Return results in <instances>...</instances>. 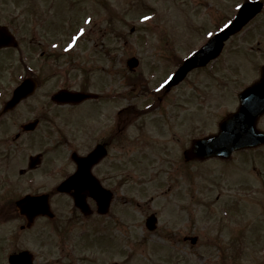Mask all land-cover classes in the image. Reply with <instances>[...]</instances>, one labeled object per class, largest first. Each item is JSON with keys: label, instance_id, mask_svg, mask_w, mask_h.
<instances>
[{"label": "rangeland", "instance_id": "1", "mask_svg": "<svg viewBox=\"0 0 264 264\" xmlns=\"http://www.w3.org/2000/svg\"><path fill=\"white\" fill-rule=\"evenodd\" d=\"M45 1L40 3L44 8L48 7ZM112 1L118 16L112 19V27L103 13L98 25L83 22L87 35L93 30L76 47L86 56V76L100 74L103 89L116 93L119 113L125 118L128 109L131 116L142 114L147 129L153 119L162 120L160 124L168 120L159 130L151 123L148 132L159 139L165 133L178 134L182 141L178 146L183 150L167 142L168 149L156 146L144 159L136 161L137 157L132 162L127 151L115 149L114 168L122 183L117 186L113 216L86 223L100 231L91 233L92 241L95 237L98 242L91 246L92 242H85L88 246L77 250L80 258L85 264H264V148L235 152L226 162L183 164V151L192 140L216 133L219 122L237 109L238 93L259 77L264 64V8L228 41L217 60L194 70L165 94L161 85L174 72L177 60L179 63L206 40V34L232 19L237 5L245 0ZM31 28L15 26L19 35L28 37ZM168 38L175 46L173 51H163L158 45L162 41L165 47ZM24 45V59L30 60L34 47ZM15 55L0 54V88L5 89L6 98L26 75V69L18 65L21 53ZM132 56L140 64L129 70L127 62ZM14 61L16 69H11ZM137 76L143 82L139 87L133 82ZM44 77L39 93L14 115L19 120L35 113V99H46V92L60 86V77ZM153 98L155 106L149 105ZM132 103L133 109L129 107ZM11 120L6 121L10 129ZM259 126L264 129V116ZM79 128L75 121L68 123L71 138L75 134L78 144L90 141L85 134L80 137ZM20 146L31 151L29 143ZM145 211L157 213L155 231L146 228ZM77 231L72 235L77 236ZM187 235L198 236L197 244L185 242Z\"/></svg>", "mask_w": 264, "mask_h": 264}, {"label": "flooded vegetation", "instance_id": "2", "mask_svg": "<svg viewBox=\"0 0 264 264\" xmlns=\"http://www.w3.org/2000/svg\"><path fill=\"white\" fill-rule=\"evenodd\" d=\"M42 1L0 0V27H8L17 41L0 47V54L21 53L18 65L26 69L24 78L31 77L37 83L33 96L42 89L47 79L44 76L60 77V86L46 92V99H35V113L27 117L21 114L25 117L23 120L14 115L23 111L25 102L33 97L10 105L14 90L21 82L14 85L8 98L4 97L5 89L0 88L4 90L0 96V264H85L77 250L88 246L85 242L93 245L97 240L93 237L92 241L91 233L100 231L96 226L87 227L86 223L113 216L117 186L122 183L118 182L119 175L114 168L115 149L127 151L134 162L137 157L136 161L144 159L156 146L168 149L167 142L181 150L183 146H178L182 144L178 134L165 133L167 136L159 139L160 136L148 132L151 123L159 130L168 120L160 124L162 120L153 119L147 129L144 115L134 112L131 116L128 109L129 115L125 118L124 113H119L116 93L103 89L100 74L86 76V56L76 47L93 30L87 35L83 22L90 18L98 25L103 13L106 23L112 27V19L118 17L113 1L46 0V8L41 6ZM19 25H31L30 37L18 34L15 26ZM81 28L83 35H79ZM73 36L78 38L69 49ZM164 42L166 48L161 45L162 41L158 44L160 48L173 51L171 39ZM26 43L34 47L30 60L24 59L27 57L21 50ZM1 63L5 67V59ZM11 64L14 65L11 69H16V61ZM138 78L133 80L137 87L143 83ZM163 89L165 94L170 91L164 86ZM61 90L86 96L54 100V94ZM156 102L153 98L149 105L155 106ZM130 106L135 108L134 103ZM8 115L12 117L11 129L6 123ZM72 121L80 125V137L85 134L90 141L78 144L75 134L71 138L67 128ZM23 143L31 144V151H24L20 146ZM82 161L87 164L82 166ZM77 173L79 178L71 180ZM152 214L158 217L155 211H145V221ZM156 225L158 228L159 218ZM76 231L77 236H73Z\"/></svg>", "mask_w": 264, "mask_h": 264}, {"label": "water", "instance_id": "3", "mask_svg": "<svg viewBox=\"0 0 264 264\" xmlns=\"http://www.w3.org/2000/svg\"><path fill=\"white\" fill-rule=\"evenodd\" d=\"M263 7L264 3L260 0H248L244 2L235 18L227 24V27H223L202 48L184 60L183 64L169 79L168 86L179 83L193 68L205 66L212 59L218 57L224 47L225 41L231 35L239 32L262 11ZM0 34H3L1 29ZM12 39V37L10 39L4 38L0 41V46L10 44ZM138 63V59L136 58H131L128 61L130 68L137 66ZM25 86L28 88V93L21 92V89ZM18 91L16 94L18 99L27 96L33 91V81L26 80ZM72 95H74L71 96L73 99L77 97L82 98L79 93H72ZM239 100L240 104L237 111L230 113L220 122L218 133L193 141L191 148L187 151L188 158L228 157L234 150L264 144V131L258 128L259 118L264 115V65L261 69L260 78L239 94ZM106 203L108 205V201ZM155 222L156 217L152 216L148 219L147 226L150 229H154ZM196 240L197 238L194 237L193 242H196Z\"/></svg>", "mask_w": 264, "mask_h": 264}, {"label": "snow or ice", "instance_id": "4", "mask_svg": "<svg viewBox=\"0 0 264 264\" xmlns=\"http://www.w3.org/2000/svg\"><path fill=\"white\" fill-rule=\"evenodd\" d=\"M237 7H240V5H237ZM144 19L145 20H148V19H150V17L145 16ZM90 22H91V19L90 18L85 21V23H90ZM225 27H227V25H225ZM83 33H84V29L83 28L79 29V35H83ZM211 35H212V33H209V36H211ZM77 38H78L77 36H73L71 38L72 41H73V43L72 44H69V49H71L72 47H74V44H75V41L77 40ZM3 39H4L3 35L0 34V41H2ZM54 47H55V45H54ZM169 79H171V78H169ZM165 83H167V81H165ZM163 86L164 85H161V87H163ZM157 91H159V89H157ZM81 164H82V166L83 165H86L87 164V161H82Z\"/></svg>", "mask_w": 264, "mask_h": 264}]
</instances>
